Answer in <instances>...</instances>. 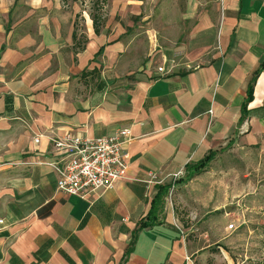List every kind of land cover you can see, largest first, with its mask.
<instances>
[{
	"label": "crops",
	"instance_id": "crops-1",
	"mask_svg": "<svg viewBox=\"0 0 264 264\" xmlns=\"http://www.w3.org/2000/svg\"><path fill=\"white\" fill-rule=\"evenodd\" d=\"M132 1L111 0L98 33L82 11L80 45L76 3L0 0V264L216 263L165 202L159 224L141 222L161 185L219 146L264 157V0H176L160 11L175 22L143 46L115 20L139 15ZM119 129L125 178L84 198L59 192L51 140Z\"/></svg>",
	"mask_w": 264,
	"mask_h": 264
},
{
	"label": "rangeland",
	"instance_id": "rangeland-1",
	"mask_svg": "<svg viewBox=\"0 0 264 264\" xmlns=\"http://www.w3.org/2000/svg\"><path fill=\"white\" fill-rule=\"evenodd\" d=\"M64 3H76L81 10L74 23L80 45L85 42L87 18L81 16L82 11L90 19L96 18L99 27L109 19L111 0ZM177 4L176 0H133L131 6L140 10L139 15L133 13L130 17L125 11L115 20L120 24L131 22L143 46L145 38L155 36L154 31L158 32L163 21L175 22L172 15L160 16V11L172 12L178 9ZM212 153V160L197 179L186 180L185 169L173 177L177 188L171 187L165 203L172 208L187 238H194L199 246H208L215 264H264V157L238 150L232 142ZM231 224L234 226L229 229Z\"/></svg>",
	"mask_w": 264,
	"mask_h": 264
},
{
	"label": "built area",
	"instance_id": "built-area-1",
	"mask_svg": "<svg viewBox=\"0 0 264 264\" xmlns=\"http://www.w3.org/2000/svg\"><path fill=\"white\" fill-rule=\"evenodd\" d=\"M158 71H162V68H158ZM130 140L128 129H119L111 135L99 137L69 132L51 140L52 151L58 159L45 164L56 173L59 192L84 198L111 190L118 180L125 178L129 154L124 150V145ZM34 141L37 143L39 138ZM233 226L231 224L228 228L232 229Z\"/></svg>",
	"mask_w": 264,
	"mask_h": 264
},
{
	"label": "trees",
	"instance_id": "trees-1",
	"mask_svg": "<svg viewBox=\"0 0 264 264\" xmlns=\"http://www.w3.org/2000/svg\"><path fill=\"white\" fill-rule=\"evenodd\" d=\"M92 24H93V29L95 33L99 32V25L96 22V18L92 17ZM75 38V35H73V39ZM81 47V46H79ZM261 68H259L256 72L253 73L252 78L249 82L248 89H247V98L243 102L241 106V117L243 118L246 115L247 111V104L251 100L252 96V88L255 83V80L257 78V75L259 74ZM84 74V73H83ZM213 158V153L212 151L209 152L204 158L201 160L197 161L195 164H189L185 166V171H186V180L192 179L194 176L200 174L203 169L208 165V163L212 160ZM170 186L169 185H161L159 187V190L157 191L156 195L153 197L151 201V206L150 210L147 214L146 219L141 222L143 227H150L153 225L159 224V217L163 212V207H164V202L165 198L168 194ZM130 249H128L129 251Z\"/></svg>",
	"mask_w": 264,
	"mask_h": 264
},
{
	"label": "water",
	"instance_id": "water-1",
	"mask_svg": "<svg viewBox=\"0 0 264 264\" xmlns=\"http://www.w3.org/2000/svg\"><path fill=\"white\" fill-rule=\"evenodd\" d=\"M228 210H229V209H228V207H227V208L225 209V211L228 212Z\"/></svg>",
	"mask_w": 264,
	"mask_h": 264
}]
</instances>
